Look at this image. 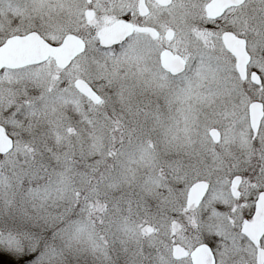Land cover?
Returning <instances> with one entry per match:
<instances>
[{
	"label": "rangeland",
	"instance_id": "374dc122",
	"mask_svg": "<svg viewBox=\"0 0 264 264\" xmlns=\"http://www.w3.org/2000/svg\"><path fill=\"white\" fill-rule=\"evenodd\" d=\"M69 2L78 3L0 0V42L36 28L53 43L74 30L92 42L85 17L77 29L66 22ZM205 4L193 13L177 0L176 19L169 9L158 16L163 29H174L169 44L186 60L177 77L161 69L159 45L140 34L106 50L86 43L64 70L48 60L0 72V124L14 140L0 154V264H28L27 254L3 247L18 243L43 248L36 264H172L176 226L188 251L206 242L217 264L256 263L241 225L264 190V116L253 138L248 112L252 101L264 109V1L253 20L235 9L208 24ZM224 30L248 38V70L260 74V85L239 77ZM77 77L94 84L100 103L73 91ZM235 175L243 206L230 193ZM198 180L210 184L199 210L208 214L175 223L171 207L180 201L184 208Z\"/></svg>",
	"mask_w": 264,
	"mask_h": 264
},
{
	"label": "water",
	"instance_id": "95a60500",
	"mask_svg": "<svg viewBox=\"0 0 264 264\" xmlns=\"http://www.w3.org/2000/svg\"><path fill=\"white\" fill-rule=\"evenodd\" d=\"M161 2V1H160ZM170 0L162 1V4H168ZM243 0H212L207 7V12L211 17L220 16L224 10L230 6L241 4ZM145 7V6H144ZM143 8V5H140ZM134 31H148L155 35L152 28L133 26L131 23L124 20H117L114 23L101 28L98 31L99 44L101 47L109 48L117 44H121ZM172 32H168L171 37ZM224 40L226 47L238 57V70L241 74L244 73L245 64L248 60V54L245 51L244 40L235 37L232 33H225ZM86 44L84 41L74 34H68L59 44H51L46 41L38 32L31 31L26 34L13 35L8 37L4 43L0 44V71L4 68L19 69L30 65H36L45 62L52 58L59 68H66L78 55L84 52ZM162 66L165 70L178 74L185 68V60L177 54L170 51L162 53ZM253 80L260 83V77L255 74ZM75 87L79 92L84 94L94 103H99L101 97L91 88L84 79H77ZM250 127L257 134L264 116L263 103L253 101L249 108ZM210 134L214 141H219L220 133L216 128L210 130ZM14 147L12 137L6 134L3 125H0V154L10 152ZM240 177L236 176L232 180L231 191L234 197L240 196L238 189ZM208 182L196 181L189 190L187 204L198 205L206 194ZM152 227H147V232H150ZM242 233L249 240L258 246L256 264H264V248L260 246L261 238L264 236V190H261L255 202V208L251 219H246L242 226ZM186 250L175 245L173 247V256L181 258L186 255ZM192 264H216V260L212 250L207 244H200L190 252Z\"/></svg>",
	"mask_w": 264,
	"mask_h": 264
},
{
	"label": "flooded vegetation",
	"instance_id": "af4514ba",
	"mask_svg": "<svg viewBox=\"0 0 264 264\" xmlns=\"http://www.w3.org/2000/svg\"><path fill=\"white\" fill-rule=\"evenodd\" d=\"M77 1H78V3H74V4L69 2V5L71 7H73V12L70 15H68V17L66 19V22L68 24L70 23L69 25H71V26L74 25L75 28L77 29V28H80V25L83 23L82 22V18L85 17L86 24H85L84 27H85V29H88V27L90 28V30L93 29V32H94L93 35H94L95 39L92 42H90V40H86L82 36H80L78 33H76L75 31H77V30H74V31H70V32L66 33L58 43H61L63 41L64 37L66 35H68V34H74V35L78 36L79 38H81L84 41V43H99L97 34H98V31L101 28H103L105 26H108V25L114 23L117 20H124L126 22L131 23L133 26H142V27L152 28L156 33L154 35V34H152L151 32H148V31H144V32L134 31L122 43L128 42L129 38L132 37L134 34L143 35L144 38L146 37V39H147L146 41L149 40L150 43L159 45V49H161V51L159 52V56H158L159 65H160L161 69L167 75H169L171 77H177V76H179L180 74H182L185 71L184 70L180 74L179 73L178 74H173V73L165 70L163 68V66H162V53L164 51H170L173 54L180 55L178 53V51L173 50L172 46L169 44L174 38V29L172 27L168 26V25L165 26V29H163L162 28L163 26H161V24H159V19H158V16H160V12L164 11L165 9L166 10L167 9L170 10L169 12H170V16L172 17V21H173V17L176 19L178 17L177 0H170V2L168 4H162L161 3L162 1H165V0H137V3L135 2V0H77ZM186 1H187V4L189 5V9L193 10V11H189V12H193V13L198 12L197 10L200 11L201 10L200 8L202 7V4L206 1V4L204 6V11H205V16L207 18V24L208 23H212V22H216L217 20L222 19L224 16H226V13L228 11L235 10V9H243V10H245V13L249 14L248 16H251L252 17L251 19L253 20L254 16L257 17V15L259 14V11L261 9L260 0H243V2L241 4L230 6V7L226 8L224 10V12L220 16L211 17L208 14V12H207V7L211 3L212 0H186ZM191 1H195V2L191 3ZM140 5H143L142 9L140 8ZM263 6H264V4H263ZM262 8L264 10V7H262ZM109 10H113L116 15L115 14H111L109 12ZM74 12L76 13V17H72V19H71L70 16L72 14H74ZM100 15H101V17H103V22L101 24H100L99 18H98ZM254 21H256V20H254ZM67 23H66V26L68 25ZM32 31H36V32H38L40 34V32H39V30L37 28L33 29ZM169 31L172 32L171 37H169L167 35ZM227 32L232 33L235 37L244 40V47H245L246 53L248 54V60L246 61L245 69H244V73L243 74H241L239 72V70H238V62H239L238 57L236 55H234L226 47V42L224 40V34L227 33ZM220 37H221V42H222L224 48L228 52H230L232 57L235 59V68L237 70V73H238L239 77L243 81L248 79L252 84L260 85L262 83V79H261L260 74L257 71H255V70H250V71L248 70L250 63L252 62L251 54H250V52L247 49L248 38L244 37V36H241V35H238L237 33H235L234 31H231V30H224L221 33ZM43 38L46 41H48L49 43H53L50 40H47L45 37H43ZM161 38H164L166 43L159 42V40ZM4 41H2L0 43H4ZM144 43H147V42H144ZM86 48H87V44H86ZM180 56L185 60V58L182 55H180ZM73 61L70 63L69 66H71ZM69 66H67L65 69H67ZM185 66H186V60H185ZM184 69H186V67ZM255 74H257L260 77L261 82L259 84L256 83L253 80V76H255ZM86 78L85 77L84 78L83 77L75 78L74 81H73V87H72L74 92L78 93L79 95H81L83 97H85V96L82 93H80L77 90V88L75 87V81L77 79H84L91 86V88L96 92L94 84L92 82H90L88 78L87 79ZM85 98L87 100L91 101L87 97H85ZM255 137L256 136L254 135L253 138H255ZM236 176L240 177V182H239V186H238V189H239L241 181H242V177L240 175H235L234 177H236ZM234 177L232 178V180L234 179ZM232 180H231V184H230L231 196L234 198V201H235L236 204L239 203V206H243L244 203L242 201H240L241 190L239 189L240 196L238 198L234 197L233 194H232V191H231ZM198 181H202V180H198ZM203 181H205V180H203ZM206 182H208V181H206ZM190 186L188 187V190H189ZM209 187H210V184L208 182V189H209ZM208 189L206 191V194L208 192ZM188 190H187L186 197H185L186 199H185L184 208L180 207L179 199L177 200V202L179 201L178 206L174 207V208L171 207L172 208L171 209V217H173V220L177 224L180 223V222H182L183 224H186V223L188 224L189 222L193 223V222H195L197 220H201V218L204 215L208 214L206 212V214L204 213L201 216L199 215V210L201 208V203H202L203 199L205 198L206 194H205V196L203 197V199L201 200V202L198 205H195V204L188 205L187 204ZM255 202H256V199H255ZM254 206H255V203H254ZM252 216H253V213H252ZM252 216L250 218H252ZM215 218L216 219L217 218L223 219L224 216L223 215L221 216L220 212H215ZM250 218L249 217H245L243 222H242V225H243V223H244V221L246 219H250ZM229 220L233 221V217L231 216ZM177 232H178V226L174 227L173 234H172V236H170V239L172 241V246L171 247H172V258L173 259L179 261V260L188 258L189 259V264H192L191 257H190V252L192 250H194L200 244H207L208 247L212 250V252L214 254L212 246L209 243H206V242H200V243L196 244L191 251H188V249L184 245H182V243H180L179 239L180 240H182V239L175 237L178 234ZM241 233H242V227H241ZM248 241H249V244L253 245L254 248L256 249V257H255V259H256V262H257L258 246H256L254 243H252L249 239H248ZM260 244H261V242H260ZM175 245H179V246L183 247L186 250V252H187L186 255L181 257V258H175L173 256V247ZM214 257H215V254H214ZM215 260H216V257H215ZM216 264H217V262H216Z\"/></svg>",
	"mask_w": 264,
	"mask_h": 264
},
{
	"label": "snow or ice",
	"instance_id": "6c2138e0",
	"mask_svg": "<svg viewBox=\"0 0 264 264\" xmlns=\"http://www.w3.org/2000/svg\"><path fill=\"white\" fill-rule=\"evenodd\" d=\"M3 247L10 253H16L21 256L27 254L30 257L28 264H36V260L44 254L43 248L39 245L33 248L23 243H18L16 245H3Z\"/></svg>",
	"mask_w": 264,
	"mask_h": 264
},
{
	"label": "trees",
	"instance_id": "16d2710c",
	"mask_svg": "<svg viewBox=\"0 0 264 264\" xmlns=\"http://www.w3.org/2000/svg\"><path fill=\"white\" fill-rule=\"evenodd\" d=\"M115 47H117V46H115ZM99 48H100L101 50H106V49H104V48H101L100 46H99ZM113 48H114V47H113ZM171 263H172V264H178V261L175 260V259H171Z\"/></svg>",
	"mask_w": 264,
	"mask_h": 264
}]
</instances>
